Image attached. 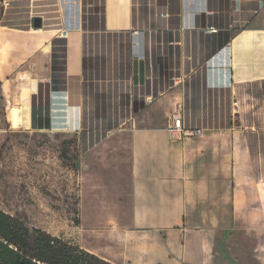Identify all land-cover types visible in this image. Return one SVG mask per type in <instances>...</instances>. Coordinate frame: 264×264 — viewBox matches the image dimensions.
I'll return each instance as SVG.
<instances>
[{"label": "crops", "instance_id": "obj_1", "mask_svg": "<svg viewBox=\"0 0 264 264\" xmlns=\"http://www.w3.org/2000/svg\"><path fill=\"white\" fill-rule=\"evenodd\" d=\"M48 4L28 23L21 12L5 18L18 29L0 27V83L10 64L28 69L21 128L45 129L60 112L80 133L84 163L94 147L111 139L121 149L127 137L120 250L104 258L79 246L111 264H264V157L251 121L264 106L248 92L259 85L264 98V0ZM176 112L200 135L170 140Z\"/></svg>", "mask_w": 264, "mask_h": 264}, {"label": "rangeland", "instance_id": "obj_2", "mask_svg": "<svg viewBox=\"0 0 264 264\" xmlns=\"http://www.w3.org/2000/svg\"><path fill=\"white\" fill-rule=\"evenodd\" d=\"M32 1L29 5V0H4L8 4L0 0V27L18 29L5 18L20 12L27 23L30 16L45 15L50 0ZM9 41L14 39L10 36ZM6 48L11 55L12 44ZM17 66L6 67L0 83V210L28 228L75 245L82 243L109 257L120 250L119 235L128 226L130 212L126 132L120 139L121 149L112 146L110 139L94 147L84 163L80 133L61 124L60 112L53 113L52 120L45 115L55 123L52 126L24 129L29 112L18 109V104L28 69ZM248 92L256 98V107L264 106L261 86ZM251 121L259 129V153L264 157V108ZM260 172L264 177V160Z\"/></svg>", "mask_w": 264, "mask_h": 264}, {"label": "trees", "instance_id": "obj_3", "mask_svg": "<svg viewBox=\"0 0 264 264\" xmlns=\"http://www.w3.org/2000/svg\"><path fill=\"white\" fill-rule=\"evenodd\" d=\"M0 264H111L0 210Z\"/></svg>", "mask_w": 264, "mask_h": 264}, {"label": "built area", "instance_id": "obj_4", "mask_svg": "<svg viewBox=\"0 0 264 264\" xmlns=\"http://www.w3.org/2000/svg\"><path fill=\"white\" fill-rule=\"evenodd\" d=\"M4 4H8V3H4ZM5 7H9V6L6 5ZM211 31L214 32V30L212 29ZM146 101L151 102V99L148 98L146 99ZM166 130L169 134L170 140L172 141H180L184 137L197 136L200 135L201 132L198 129H186L183 126L180 112L173 113L167 118Z\"/></svg>", "mask_w": 264, "mask_h": 264}, {"label": "water", "instance_id": "obj_5", "mask_svg": "<svg viewBox=\"0 0 264 264\" xmlns=\"http://www.w3.org/2000/svg\"><path fill=\"white\" fill-rule=\"evenodd\" d=\"M42 21L39 19V18H35V19H33V21H32V26H33V28L34 29H39V28H41V26H42V23H41Z\"/></svg>", "mask_w": 264, "mask_h": 264}, {"label": "bare ground", "instance_id": "obj_6", "mask_svg": "<svg viewBox=\"0 0 264 264\" xmlns=\"http://www.w3.org/2000/svg\"><path fill=\"white\" fill-rule=\"evenodd\" d=\"M30 7H31V6H30ZM47 13H48V11H47ZM47 13H46V14H47ZM51 20H52V19H51Z\"/></svg>", "mask_w": 264, "mask_h": 264}]
</instances>
